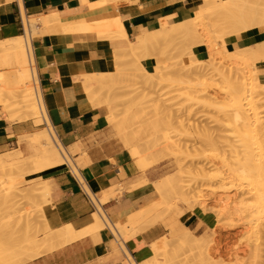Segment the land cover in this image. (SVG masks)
<instances>
[{
    "label": "bare ground",
    "instance_id": "obj_1",
    "mask_svg": "<svg viewBox=\"0 0 264 264\" xmlns=\"http://www.w3.org/2000/svg\"><path fill=\"white\" fill-rule=\"evenodd\" d=\"M122 1H124V0H94V1H81V2H82V4H84L87 7V9L89 11V9H92V10L95 9L96 10L97 8L98 9L99 8H105V7H108L109 5H112V6L116 5L117 6ZM124 3H126V2H124ZM213 3L217 4L218 6L213 5L212 0H201L200 7L198 9H199V12L202 14L203 18L206 20V23L204 25L205 30L207 31L209 29V28L206 29V27L212 26L213 28L210 27V29L219 30L217 32L218 35L220 32L219 36L215 35L216 39L213 40L214 42L211 39H208L207 41L203 40L201 34L197 33L194 30V28L192 27L193 26V24H192L193 19L190 18V19L185 20V21L177 22V23L170 25L168 27H161L157 30L150 32V33L135 37L134 43H127V49L128 50H125V55L126 56L131 55V57L133 56L134 57L133 59L135 61V57H138L142 51H143V53H145L144 50H147L151 53V51L149 50L150 48H158L157 46H159L160 43L166 42V41L170 42V39L173 38V40H174V38H176V35L180 34V33H182L184 35H188V37L192 40V42L195 46L202 45L206 48L207 54H208L207 57H209V58L205 60L206 63H204V61H202L203 62L202 66H201V67H203L202 70H200V68H199L198 70H200V71H197V69L195 71L194 70L193 71L195 73H197V72L203 73V71H204L203 69H205L204 68V66H205L208 71L212 70L210 72V73H212L211 78H213V76L216 74L217 77L219 76L220 79L223 80L225 85H222V84L221 85L225 86V88L227 89V90L225 89L226 91L225 90H223V91H225V93H226L225 95H226L229 102H227L228 110H225L226 107H224L225 108L224 110L226 112L224 111L225 113H223V111H222V114L224 116V120L222 118H221V120L224 121V123H227V124H225V125L223 124V125L228 127V129H229V127H233V128H230L231 129L230 131L234 132V133L231 132L232 135L236 134V136H237L239 133L242 135V136L241 135L237 136L238 138H240L239 140L235 135L234 136L231 135L229 137L230 139L228 138V140H232L235 137L237 138V140L235 138V140H234L235 142L233 140H232V142L231 141L229 142L228 140H227V142L225 141V143H228L227 144L228 146L227 145L225 146V143H224V147L226 148V149L225 148L224 149L226 150V152H229V153L232 152V154L234 155V156H232V154L230 155L229 153H228V155H226L225 152L223 153L225 155V161L227 159L230 160V156L232 159H234V162L232 161V164H230L231 162L228 160H227L228 162L227 161L223 162L224 158L220 159L221 164H223V165H221V164L220 165L223 167L224 166L227 167V169H225V167H224V173H225V170H227V174L225 173L226 178L224 177L226 179L225 181L229 180V182L231 184V185H229V182H228V184H226V185H229V188H228V186L225 185L226 187L224 186V189L226 191H227V189L230 190V187L234 186V184H236V183H237V185H236L237 187H239L238 185H240L239 188L242 187L241 189H243V186H241L242 182H244L249 188L251 187L248 190L249 193H250V191H251V193L253 192L252 194L250 193L251 195L249 193H248L249 195L247 193H246L247 194L246 195L245 194L246 189L244 188L245 189L244 194L246 195V197H245L246 200H245V198H244V200L246 201L245 202L246 204L251 203L250 205L253 206L252 202H249V201L250 200L254 201L253 199H255L256 206L253 207L255 209L252 208L253 210L250 212L253 213L252 215L255 214L253 216V218L257 215L256 218H258V219L261 218V221H262L261 223H263L264 222L263 221L264 220V116H262V112L264 113V109L262 111V108H264V83H262L260 81L262 78L259 77L260 80L258 78L257 68L264 66V0H217V2L213 0ZM213 6H215V7H213ZM124 16H122V17H124ZM21 24H22L23 36H17V37H14L12 39H7V40L5 39V40L0 42V67H2V66L5 67V66H9V65L12 67L11 71L7 70L8 72L0 73V106H2L4 109V112L2 111L1 115L4 114L5 116H9V114H10L9 112L12 113V109L10 110L8 108L10 106L11 107L15 106L14 108H16L17 112H19L17 119H19L20 121L25 122L28 120H33V122L36 125L45 124L47 127L45 126L46 130H44L40 133V137L34 136L33 143H31L32 146L34 147V152L29 154L28 156H24L22 154V152H20L18 150L15 151V153L13 155H10L9 153H4V154L0 155V170H4V169L11 170V169L20 168V166L22 167L24 165L25 159L27 160L30 158H34L35 159L34 161L38 165V168H40L44 171H46L48 169H52V168L62 167V166L63 167L67 166V167H69V170L75 171V169H77V166L73 162L72 157H71L72 156L71 154H73L74 152L71 149H67L66 147L64 148L60 144L58 137H56V135L54 134L55 131H52V127L50 126V123H49L48 118L46 116V111L44 109V105L42 104V100H41V95H40V90H39V82H38V78L36 75L37 71L35 70V74H34V72L32 70L33 57H32V47H31V43H30L31 39L36 34L38 29L43 28V29L47 30L48 34H55V33H59V32H75V33H80V34L90 33V34H95L98 37H104L105 36L106 38L108 37V39L109 38H111V39L112 38H117V39L121 38V40L123 42H126L125 41L126 40L125 39L126 38L125 30H124L123 25L121 23V20L119 18H116L114 20H106V21H103L100 23H95L92 25L91 24L77 23V24L69 26V24H63L62 23L61 14L58 11L57 12H50L44 16H38V17H32V18L26 17L24 15V13L21 12ZM213 30H211V31H213ZM249 30H258L262 34L261 35V41L258 44L253 45V46H247V47L241 46L239 49H235V50L227 49V45L225 43L226 38L233 37L236 34L243 33V32L249 31ZM215 32L216 31H214V33ZM217 33H215V34H217ZM217 39L220 42L218 44L216 43ZM66 40H67V37H66ZM209 40H211V41H209ZM173 43H174V41H173ZM212 44H214V45L212 46ZM147 56H148V54H147ZM119 57L121 58V56H119ZM210 57H211V59H210ZM127 58H129V57H127ZM118 60H119V58H118ZM119 64H121V63H119ZM240 67H242V68L245 67L247 69V72L245 71L246 69L243 70ZM239 69H242L243 72L245 71L246 73L241 74L242 71L241 70L239 71ZM207 70H205V71L207 72ZM181 71H182V69H181ZM231 71H233V73L235 71H237L238 73L235 72L233 74ZM178 72L180 73L179 69H178ZM188 72H189V70H188ZM195 73H193V74L190 73V75H194ZM208 73L209 72L205 73L206 76L204 74H201V73H199L200 75L199 74L198 75L199 76L204 75V76H202V78H203V77H207ZM210 73H209V75H210ZM197 74L194 76H197V79H198L199 76ZM243 74H245V75H243ZM107 75H109V74H103L102 76L105 77ZM99 77H96V80ZM156 77H158V76H156ZM199 78H201V77H199ZM211 81H214V80H211ZM102 82H103V80L100 78L98 83H102ZM180 82L181 81H179V83ZM95 83H96V81H95L93 75L92 76H84V80H83V84H84V88H85L84 92L86 90L88 92L90 90H93V88L95 87L94 86ZM149 83H151V85H152L153 81L151 80ZM221 83H222V81H221ZM152 86H154V85H152ZM9 88H10V91L8 90L9 92H7V89H9ZM191 88H192V90L196 89L195 87L194 88L191 87ZM200 89L201 88H199V90ZM217 91H219V90H217ZM142 92H144V91H142ZM193 92H197V90H195V91L193 90L190 93H193ZM204 93H206V92L204 91ZM204 93L201 92L200 94L203 95ZM217 93H219V92H217ZM220 94L222 95V93H220ZM145 95H143V93H142V96L145 97ZM212 96H214V95H212ZM212 96H211V98H213ZM192 97L196 98L195 95ZM192 97H190V99H192ZM200 97H204V95L200 96ZM138 98H141V97H138ZM207 99H209V97H207ZM204 100H206V98ZM209 100L207 102L206 101L205 102L208 103ZM215 100L216 99H214V101L213 100H210V101L213 103V102H215ZM192 101H193V99H192ZM194 101H195V99H194ZM199 101L200 100L195 101V102H199ZM201 102H202V99H201ZM199 104H200V102H199ZM201 104L203 105V102ZM225 104H226V102H225ZM93 105H95L96 107L98 106V104H96V103ZM206 106H207V104H206ZM208 106H209V104H208ZM212 106H214V105L212 104L209 107H212ZM181 107H183V106H181ZM215 108H217V107H215ZM166 109H168V108H166ZM104 110L106 112L105 119L108 121V123H112V121L114 122L115 118H118L117 117L118 114H115V112H117V110L114 112V109L112 106H110V103H108V102L105 103ZM165 110H163L164 114H165V112H168ZM259 110L262 112H259ZM191 112H193V111L191 110ZM148 114L149 113H146V112L141 113V116L139 118L136 117L135 115L130 116L129 121L132 122L131 125H129L128 122L126 121L128 119L122 118V119H120L121 120L120 123H117V127H116L117 131L120 130V133H122L121 138H123L122 141H123L124 146L126 147L128 152H130L136 158L135 164L143 172L147 169H150V167H152L151 165H153V164H151V162L150 163L148 162L149 159L147 158V156L143 155L144 152L142 154V152H141L142 150L139 147L141 144L144 145V146L141 145L143 147V149L145 148V150H147V151L153 150V147H151V146L153 145L152 142L155 140L154 144H155V142L157 144L155 146H161V147H159L160 148L159 150L162 152H163V150L170 148V145H171V143L169 144L168 139L166 137L163 138V141L157 142L156 139L151 141V139H149V138H147V136H145V134L148 131L147 126H152V120L150 118H147ZM167 114H165V115H167ZM177 115H175V116H177ZM10 116L7 119L10 120ZM167 116H169V114ZM175 119H177V118H175ZM210 119H211V117H210ZM227 125H231V126H227ZM48 126L50 128H48ZM145 127H146V129H145ZM198 127H199V125H198ZM201 130H203V129H201ZM235 130L238 131L237 132L238 134L235 133L236 132ZM205 131H207V130H205ZM225 131H224V133H225ZM228 135H230V134H228ZM40 138H41L42 142L40 144H38L39 143L38 140ZM236 141H238V142H236ZM150 143H152L151 146H150ZM230 143H232V144H230ZM219 144H221V143H219ZM180 147L181 146H179V149L182 148V147L181 148ZM227 147L230 148L231 152L227 151V149H229ZM171 148H173V147H171ZM174 148H177V147L175 146ZM239 149H241V150H239ZM74 151H75V149H74ZM165 151L167 152V150H165ZM184 151H185V149H184ZM166 152L164 154H166ZM167 154H169V153L167 152ZM161 156H164V155L161 154L159 156V158H161ZM227 156H228V158H226ZM155 159L157 160V157ZM156 160H154L153 163H155ZM160 161H162V160H160ZM156 162H158V160ZM198 169L201 170V168H198ZM163 182H165V181L163 180ZM163 182H161V183L163 184ZM143 183H146L145 179L141 180V182L139 183V186H140V184H143ZM153 183L158 184V182H156V181ZM159 183H160V181H159ZM162 184H159V185L162 186ZM165 184H167V183L165 182ZM153 186H155V185H153ZM167 186H168V184H167ZM167 186H165V187H167ZM179 186L180 187L175 186L174 189L171 188V190L168 189L169 191L166 195L162 194V189L163 188L165 189L164 184H163V188L156 186L157 190H155V192L156 191L158 192V194L156 193L157 194L156 196L157 197L161 196V197H159L160 201L157 204H154V202H152L151 204H149V206H147L144 209L142 208L141 210H139L137 212L133 211L134 213H131L130 215H128L123 224L119 223L116 220H110V219L106 218L105 214L103 213V211L101 209V206L105 202H107L111 198H114L118 194L116 191L119 189H117L115 191L116 193L112 192L109 194H103V196L100 197L99 199L96 198V200H95L96 211L93 212V214H92V224L81 232L75 233L72 230L71 226L68 224H67V226L59 227V222L57 221L58 225L49 226L48 224H46L45 227L41 231L39 230L41 236H38L39 231L32 232L28 225H26L25 227H22V229L24 228L23 230L21 229L22 231L19 229L21 227H18V225H17V229L19 230V232H17V230H15L16 228L11 229L9 237L6 239V242L0 245V264H24L26 262L32 261L33 259H35V258H37V257H39V256H41L47 252L49 253L53 250H56V249L60 248L62 245H66V243L73 241V240L79 238L80 236H83L84 234H91V233L94 234L103 228L108 229L111 232V234L113 235V238L118 237L119 239H121V241H122L121 243H125L131 237H133V236H135V235H137V234H139V233H141V232H143V231H145V230H147L153 226H156L157 223H159L163 220V218L165 217L164 213L168 212V210L172 209V207H174L176 201L177 202H178V200L180 201L179 196H181V194H183V193H181L179 190V189H181L182 186L181 185H179ZM236 186H234V187H236ZM171 187H173V186H171ZM176 187H178V189ZM234 187H232L231 189L233 190ZM244 187H246V186H244ZM248 187H246V188H248ZM176 189L178 190V192ZM235 190L237 191L239 189L236 188ZM3 191H5V189L0 188V194ZM119 191H121V190H119ZM236 191H234V192H236ZM239 192H240V190H239ZM239 192H237V194ZM178 193H180V195ZM224 193H225V191H224ZM244 194L239 193L238 197L242 198L243 196H245ZM119 195H120V193H119ZM235 195H236V193H235ZM235 195H234V197H235ZM241 195H243V196H241ZM252 195H253V198L250 197L251 199L250 198L248 199V197L252 196ZM231 196H232V194H231ZM227 197L231 199L233 196L230 197V195L228 194ZM227 197H225V200H224V221L228 220V223L230 221L231 224H233L230 227L236 226L237 223L234 224L236 221L233 223L232 220H237L236 219L237 217H238V220H240V221L243 220L245 222L246 217L244 218V216H242L244 214L243 208L246 207V211H247L248 209H250L249 208L250 205H248V209H247L246 204L242 205V203H244V200L242 199L243 202H239L240 200H238V197H237V199L234 198V200L235 199L238 200L237 202H235L236 200L234 201L231 199L232 201L230 200V203L229 202L226 203V200H228ZM190 200H192V199H190ZM247 200H249V201H247ZM244 205H246V206H244ZM187 206H188V204H187ZM194 207L200 208L201 211H204V212H206V210H207L206 205H200V204L196 203L194 200H192V202L189 203V209H191V211H192L194 209ZM166 209H168V210L166 211ZM174 210H175V207H174ZM204 212H202V213H204ZM246 213L249 214V211ZM162 214H163V216H162ZM179 214H177V216L180 217L181 214L180 215ZM240 215L244 219L241 218ZM247 216L249 217V215H247ZM250 218H252V217H250ZM262 218H263V220H262ZM246 221H247V219H246ZM248 221L246 223L251 222L250 219H248ZM255 221L256 220L254 218V222ZM258 221H260V220H258ZM241 222H239L238 224H240ZM244 222H242V223H244ZM225 224H224V226H225ZM256 224H257L256 227H254L256 229V232H254L255 235L253 238L255 241H258L260 243V245L262 244L264 246V223L262 225L260 224L261 226L258 225V222ZM249 226H251V225H249ZM252 227H253V225H252ZM257 227L259 228L258 230H257ZM225 228L227 229L228 227H225ZM253 229H249V232H252L251 230H253ZM186 231L187 232H185L184 234L190 233V231L188 229H186ZM123 233H124V236L126 237L125 240H123V238L121 236V234H123ZM252 235H253V233H252ZM249 236H251V235H249ZM165 240H166V237H163V238L159 239L158 241L151 244L150 247H151V250L153 251V256L150 259H148L144 262H141V263H136L126 253L127 260H124L123 263L124 264H162L158 259L159 256L161 258V257H164L163 254H165L166 256H168L170 254V251H166L170 247V246L168 247V245L170 243L168 244L167 243L168 241L166 242ZM246 240H248V239H246ZM176 242H177L178 246L181 247L186 243V240L181 238V237L179 239V237H178L176 239ZM253 244H257V242H255ZM166 247H168V248L166 249ZM121 248L124 250V248L122 246H121ZM195 248L198 251L191 258H179L180 256H178L175 253H174L175 255L174 254H170V255L176 256V258L178 256L179 259L178 258L177 259L180 260L181 263L183 260H185V262L187 264H211V262L214 260V256H216L215 252L218 251V249L215 251L216 248L212 249L211 247H205V248L195 247ZM261 248L262 247L256 248L254 250L255 252H253L254 257H256L257 259L258 258L260 259V257L262 258V256H263V255L261 256V254L264 252V250L262 251ZM263 249H264V247H263ZM165 251L169 254H167ZM248 252L249 251H247V253ZM234 255L235 254H233V256ZM226 256H228V254ZM226 256H225V258H226ZM233 256H231V258H233ZM229 257L230 256H228V258ZM254 257H252V258L254 259ZM172 258H174V257H172ZM176 258H175V260L177 261ZM235 258H234V261L237 259V258L236 259ZM252 258L250 259V261H252ZM263 258H264V256H263ZM170 260H171V262H175L174 259L170 258ZM260 260H262V259H260ZM180 261H177L178 264H181ZM228 261L231 262L232 260L230 261V259H229ZM171 262H170V264H171ZM229 262H227V263H229ZM212 263H214V262H212ZM245 263H248V262H245ZM253 263H254V261H253ZM253 263H251V264H253ZM258 263H259V261L256 264H258ZM163 264H165V263H163ZM174 264H176V263H174ZM232 264H233V261H232ZM235 264H237V263H235ZM240 264H242V263H240Z\"/></svg>",
    "mask_w": 264,
    "mask_h": 264
},
{
    "label": "crops",
    "instance_id": "obj_2",
    "mask_svg": "<svg viewBox=\"0 0 264 264\" xmlns=\"http://www.w3.org/2000/svg\"><path fill=\"white\" fill-rule=\"evenodd\" d=\"M81 1L94 0H0V42L22 33L21 12L26 17H35L58 11L62 23L69 26L121 20L126 42L90 33L59 32L42 35L30 43L41 100L52 131L64 148L74 152L71 154L73 162L81 161L79 172L96 198L121 190H117L118 194L101 209L106 218L123 224L128 215L158 199L152 186L157 180L156 174L146 172L149 169L143 174L127 149L120 148L113 140H106V112L103 107L91 105L84 92V76L114 74L118 67L117 57L128 50L127 43H134L137 36L192 18L201 0H128L117 6L89 9L90 12ZM261 35L258 30H249L226 38L225 43L227 49L235 50L258 44ZM192 54L199 60L207 58V50L202 45L194 46ZM140 63L150 72L157 66L151 56L144 57ZM257 75L264 83V66L257 68ZM4 116L0 108V155L12 149L25 156L34 152L32 144L26 142V138L35 133H32V126L27 121L10 122ZM39 177L46 181L49 203L59 227L68 224L77 233L92 224L96 207L85 198L69 167L48 169ZM143 179L146 183L139 186ZM202 212L195 208L183 220L191 230L202 232L200 235L213 229L216 223L213 214ZM163 224L174 236L181 233L171 221ZM111 235L106 228L84 234L24 264H124L126 253L134 262L141 263L153 256L150 246L166 236V229L156 224L122 243L124 250Z\"/></svg>",
    "mask_w": 264,
    "mask_h": 264
},
{
    "label": "rangeland",
    "instance_id": "obj_3",
    "mask_svg": "<svg viewBox=\"0 0 264 264\" xmlns=\"http://www.w3.org/2000/svg\"><path fill=\"white\" fill-rule=\"evenodd\" d=\"M127 1L128 0H124L122 2H127ZM214 1L217 2V0H214ZM212 4L215 6H218L217 4L213 3V0H212ZM215 6H213V7H215ZM47 14H45V15H47ZM40 16H44V15H40ZM35 17H38V16H35ZM28 18H32V17H28ZM192 19H193L192 20V24H193L192 27L194 28V30L197 33L201 34L203 40L207 41L208 39H211L213 41L214 39H216L215 35H217V36L220 35V32H219V35L217 33L219 30H217L215 28H214L215 30L210 29V27H212L210 25H209L210 27H206V29L207 28H209V29L207 31L205 30L204 25L206 23V20L203 18L202 14L199 12V9L196 10V12L194 13V16H192ZM211 30H213V31H211ZM214 31H216L215 33H217V34H215ZM45 34H48L47 30L40 28L37 30L36 34L33 36V38L31 40L36 39L37 37H40V36L45 35ZM19 36H23V31H22V33H20ZM211 40H209V41H211ZM173 41H174V43H173ZM216 43L217 44L220 43L218 39L216 40ZM213 45L214 44H212V46ZM194 46L195 45L193 44L192 40L188 37V35H184V34L180 33V34L176 35V38H174V40L172 38V39H170V42L166 41V42L160 43L159 46H157L158 48H150L149 50L151 51V53L147 50H144L145 53H143V51H142L138 57H135V61L133 59L134 57L133 56L131 57V55L126 56L124 54L125 56L121 55V58L118 56L117 57L118 67L116 69H114V71H113L114 74H109L105 77L102 76L103 74H99V75L94 76V79L96 81V83L94 85L95 87L93 88V90H90L89 92L86 90L85 92H86L90 102H92V105L96 103V104H98V106L104 108L105 103L108 102V103H110V106L113 107L114 112L117 110V112H115V114H118V116H117L118 118H115L114 122L112 121V123H108V121L106 120L107 121L106 122V131H108V136H107L108 139H106V140H113L117 143V145L120 148L126 149V147L124 146L123 141H122L123 138H121L122 133H120V130L117 131V128H116L117 123H120V121H121L120 119L125 118V119H128V120H126L128 122V124L131 125L132 122L129 121L130 116L135 115L136 117L139 118L141 116V113L146 112V113H149L147 115V118H150L152 120V126H147L148 131L146 130L147 133L145 134V136H147V138L151 139V141L156 139L157 142L163 141V138L166 137L168 139L169 144L171 143L170 148L171 147H173V148L165 149V150H167V152L169 154H167V152L165 150H163V152L160 151L159 147H161V146H155V145H157L156 142L154 144L155 140L152 142L155 147L153 145L151 146L152 143H150V146L153 147V150L147 151V150H145V148L143 149L142 146H144V145H142V144H141L142 146L141 145L139 146L140 149L142 150L141 151L142 154L144 152L143 155L147 156V158L149 159L148 162L149 163L151 162V164H153V165H151L152 167H150V169L147 170L146 172L149 171L151 173L156 174V178H157L156 182H158V184H155V183L152 184V186L155 185V186H153L154 190H157V187L163 188V184H164V187L167 186V184H168V186L165 187V189L164 188L162 189V194L166 195L169 191L168 189L171 190V188L174 189L175 186H178V187H180L179 185L182 186L181 189H179V190L184 195L181 194V196H179L180 201L179 200H178V202L176 201V203L174 205L175 210H174V207H172V209H170V210H168L169 208L166 209V211L168 210V212L164 213L165 217L163 218L164 222L171 221L174 225H177V229L181 230V233L178 236H174V234L172 232H169L167 230V228L163 224L164 222L157 223V225L162 226L164 229H166V236H165L166 240L165 241L166 242L168 241L167 242L168 244L170 243L168 245V247L169 246L170 247L169 248L166 247V249L168 248V250H166V251H170V254H174V253L177 254L178 256H180L179 258H191L198 251L195 247H202V248L211 247L212 249L216 248L215 251L218 249V251L215 252L216 256H214V260L212 261L215 264H224V263L225 264H232V261H233V264H235V263H237V264H240V263L251 264V263H253V261H254L253 264H256L258 261H259L258 264H262V263L264 264V262H263L264 261V258H263L264 252L263 253L261 252L262 253L261 256L262 255L263 256H262V258L260 257V259H262V260H260L259 258L257 259L253 255L254 254L253 252H255L254 250L256 248L262 247L261 248L262 251L264 250L263 249L264 246L262 244L260 245V243L258 241H255L253 238L255 235L254 232H256V229L254 228L257 225L256 223L258 222V225H260V224L262 225L264 222L261 223L262 222L261 218L260 219L256 218L257 215L254 217L256 220L254 222L253 216L255 214L252 215L253 213L250 212L253 209H255V208H253L254 206H256L255 199H253L254 201L247 200L249 202H252L253 206L250 205L251 203L250 204L248 202H247L248 204L245 203L246 202L245 197L249 193L248 190L251 187L249 188L244 182H242V183L240 182L241 186H243V189H241L242 187L239 188L240 185H238L239 187H237L236 186L237 183L234 184V186H236V187L232 186V187H234L233 190L231 189L232 187H230V190L226 188L227 191L224 189V186L226 184H228L229 180L225 181L226 180L225 179L226 178L225 173L227 174V170H225V173H224V167L225 166L224 167L221 166L223 164H221L220 159L224 158V160H223V162H224L225 161V155L223 153L225 152L226 155H228V153H229V152H226V150H225L226 148L224 147V143H225V141L227 142L228 138L232 135L231 134L232 131H230L231 130L230 128H233V127H229V129H228V127L224 126L227 123H224V121L221 120V118L224 120V116L222 114V111H223V113H225L226 112L225 110H228L227 102H229V101L225 95L226 94L225 91L227 89L225 88V86H222V85H225L223 80L220 79L219 76L217 77V75L215 73H214L215 74L214 76L212 75L213 78H211L212 73H210V72L212 70L208 71L205 66H204L205 69H203L204 70L203 73L202 72H199V73L204 74L206 76L205 73L209 72L210 75L208 73L207 77L202 78V76H204V75L199 76L200 74L198 72L197 73L199 75L194 72L196 69H197V71L202 70V68H203V67H201L203 64L202 61H204V63H206L205 60L209 58V57H207L205 60H199L196 57H194V55L192 54V48ZM147 54H148V56L154 57L156 64H157V66L153 69L152 72L146 71V69L140 63V61L144 57H146ZM127 57H129V58H127ZM118 58H119V60H118ZM210 59H211V57H210ZM119 63H121V64H119ZM199 68H200V70H198ZM240 68H242V67H240ZM178 69H179L180 73L178 72ZM181 69H182V71H181ZM242 69L244 70L246 68L243 67ZM242 69H239V71L240 70L242 71L241 74L247 72V69L245 70L246 72L245 71L243 72ZM7 70L11 71L12 67L10 65L5 66V67H3V66L0 67V73L8 72ZM32 70L35 74L34 67H32ZM188 70H189V72H188ZM205 70H207V72ZM233 71H231V72L233 73ZM235 72H237V71H235ZM190 73L191 74L195 73L194 75L197 74L201 78L198 77V79H197V76L190 75ZM243 75H245V74H243ZM156 76H158V77H156ZM96 77H99V78L96 80ZM100 78L103 80L102 83H98ZM151 80L153 81L152 85H154V86H152L151 83H149ZM211 80H214V81H211ZM179 81H181V82L179 83ZM221 81H222V83H221ZM191 87H193V88L195 87L196 89H193V90L194 91L197 90L198 93L197 92L190 93L191 91H193ZM199 88H201V89L199 90ZM202 89L206 93H204V91ZM8 90L10 91V88L7 89V92H9ZM217 90H219V91H217ZM223 90H225V91H223ZM142 91H144V92H142ZM200 91L202 93H204L203 94L204 97H200V96H203L200 94L201 93ZM217 92H219V93H217ZM142 93H143V95L146 94L145 97L142 96ZM220 93H222V95ZM188 95L190 97L195 95L196 98L192 97V99H193V101H192V99H190V97ZM212 95H214V96H212ZM211 96L214 99H216L215 102H213V103L210 101V100L214 101V99L211 98ZM138 97H141V98H138ZM207 97H209L210 100L207 99ZM205 98H206V100H204ZM194 99H195V101L200 100L199 101L200 104H199V102H195ZM201 99H202L204 106L201 104L202 103ZM208 100H209V102L206 103ZM204 102L207 104V106ZM225 102H226V104H225ZM208 104H209V106H211L213 104L218 109L215 108L214 106L209 107ZM93 106H95V105H93ZM181 106H183V107H181ZM14 107L10 106L8 108L10 110L12 109V113L9 112L10 113L9 116L11 115L10 120L9 119L8 120L10 122H19L20 120L17 119L19 112H17L16 108H14ZM224 107H226V109ZM0 108H2L1 112L2 111L4 112L3 107L0 106ZM166 108H168V109H166ZM190 109L193 112H191ZM263 109L264 108H262V111H263ZM163 110L168 111V112H165V114L168 113L169 116H167L168 114L165 115ZM262 111L259 110V112H262ZM175 115H177V116H175ZM9 116H6V118H9ZM262 116H264L263 112H262ZM210 117H211V119H210ZM175 118H177V119H175ZM20 122H22V121H20ZM27 122L32 126V130H33L32 133L35 132L33 135L28 136L26 138V142H28V144H31V143H33L34 136L40 137V133L42 131L46 130L47 126L45 124L36 125L33 122V120H28ZM198 125H199V127H198ZM107 126H108V128H107ZM227 126H231V125H227ZM112 127L113 128L115 127V128L113 129ZM48 128H50V127L48 126ZM200 128L203 130H201ZM145 129H146V127H145ZM205 130H207V131H205ZM224 131H225V133H224ZM235 131H236L235 133L238 132L237 130H235ZM232 133H234V132H232ZM228 134H230V135H228ZM234 135L236 136V134H233L232 136H234ZM238 135L240 136L241 134L239 133ZM235 138L232 140L234 141ZM237 138H236V140H237ZM239 139L240 138H238V140ZM232 140H228V141L232 142ZM38 142H39L38 144H40L42 142L41 138L38 140ZM236 142H238V141H236ZM219 143H221V144H219ZM227 144L228 143H225V146ZM230 144H232V143H230ZM178 145L181 146L182 148L180 147L181 149H179ZM175 146L177 148H174ZM227 148H229V147H227ZM184 149H185V151H184ZM239 150H241V149H239ZM164 151L166 152L167 155L164 154L165 153ZM227 151L231 152L230 148L227 149ZM14 153H15L14 149L9 151L10 155H13ZM161 154H163L164 156H161V158H159V156ZM229 154L231 155L232 152ZM130 155L135 161L136 158L131 153H130ZM26 156H28V155H26ZM232 156H234V155L232 154ZM156 157H157L158 162H156L157 161L155 159ZM226 158H228V156ZM34 160H35L34 158H30L27 160L25 159L24 165L22 167L20 166V168L11 169V170H6V169L0 170V188L5 189V191L1 192V194H0V245L6 242V239L9 237L11 229L16 228L15 230H17V232H19V230L17 229V225H18V227H21V228H19L20 230L22 229V227H25L26 225H28L32 232L39 231V230L41 231L45 227L46 224H48L49 226L58 225L57 220L54 217L53 208L51 207V205L49 203V195H48L46 187H45L46 181H43L39 177V174L44 172V170L38 168V165L35 163ZM154 160H156L155 163H153ZM160 160H162V161H160ZM228 161H230L231 162L230 164H232V161L234 162V159H232L230 156V160H228ZM75 164H76L77 168L82 167V163L80 160H76ZM137 168L139 169V167H137ZM198 168H201V170ZM225 169H227V167H225ZM146 172L142 171L143 174H145ZM35 175H38V177L36 179H33ZM163 180L167 184H165V182H163ZM159 181H160V183H159ZM161 182H163V184ZM159 184H162V186ZM229 185H231L230 182H229ZM229 185H226V186H228V188H229ZM171 186H173V187H171ZM244 186H246L248 188H246ZM178 187H176V188L178 189ZM236 188H238L240 190V192H239V190L236 191L235 190ZM244 188L246 189V192H245V194L247 193L246 195L244 194V190H245ZM224 191L226 194L224 193ZM234 191H236V192H234ZM177 192H178V190H177ZM237 192H239L240 194H244L245 196L241 195V196H243L242 198L238 197L239 193L237 194ZM235 193L237 196L235 195ZM250 193H251V191H250ZM157 194H158V192H157ZM178 194L180 195V193H178ZM228 194L230 195V197L233 196L231 198L232 200H234V198L237 199V197H238V200H240L239 202H243V200L245 198L244 203H242V205L246 204L247 209H248V205H250L249 208L251 209V210L248 209L246 211V207L243 208L244 214L242 213L243 214L242 216H244V218L246 217L245 222L243 220H241L242 222H244V223H242L240 220H238V217L237 218L235 217L237 220H232V222L234 223L236 221L234 224H236V223L237 224H236V226H233V227H230L231 225H233V224H231L230 221H229L230 224L228 223V220L224 221V200ZM231 194H232V196H231ZM234 195H235V197H234ZM159 197H161V196L157 197L158 200L154 201V204H157L160 201ZM250 197L253 198V195L249 196L248 199ZM190 199L194 200L196 203H198L200 205H206L207 206L206 212L213 214L214 217L216 218V223H214V226H215V224H216V226L215 227L213 226L212 227L213 229L207 231L203 235H200L202 232H195V231L191 230L186 225V223L183 221L184 218L187 216V214L191 213L196 208V207H194V209L192 211H191V209H189V203L192 202V200H190ZM227 199L229 201L226 200V203L227 202L230 203L231 199L228 197H227ZM238 200H236L235 202H237ZM187 204H188V206H187ZM246 205H244V206H246ZM248 211H249V214L246 213ZM179 213L181 214L180 217L177 216V214H179ZM247 215H249V217ZM162 216H163V214H162ZM242 216L240 215L241 218H243ZM250 217H252V218H250ZM246 219H247V221H248V219H250L251 224L246 223L247 222ZM258 220H260V221H258ZM262 220H263V218H262ZM239 222H241L242 224L241 223L238 224ZM224 224H225V226H224ZM248 224L251 226H249ZM252 225H253V227H252ZM185 226H187L188 229L191 231L189 234H184L185 232H187ZM225 227H228V228L226 229ZM249 229H253V230H251L252 232H249ZM258 229L259 228L257 227V230ZM40 231L38 232V236H41ZM252 233H253V235H252ZM248 234L251 236H249ZM121 236H122L123 240L126 239V237L124 236V233L121 234ZM178 237H179V239L181 237V238L186 240V243L181 247H179L177 242H176V239ZM114 239H115L116 244L121 248V246H122V243H120V242H122L121 239H119L118 237H115ZM246 239H248V240H246ZM255 242H257V244H253ZM114 247L116 248L115 244H114ZM247 251H249V252L247 253ZM225 252L228 254V256H230L229 258H228V256H226L227 254ZM167 254H169V253H167ZM170 254L168 256L163 254L164 257H161V258L159 256V258H158L159 261L162 264L163 263L170 264V262H171L170 258L174 259V260L176 258V256H173ZM233 254H235V255L233 256ZM224 255L226 256V258ZM178 256H177V258H178ZM231 256H233V258H231ZM172 257H174V258H172ZM252 257H254V259ZM234 258L236 259L235 261H234ZM251 258H252V261H250ZM178 259H177V261H180ZM227 259L228 260L230 259V261L231 260L232 261L229 262ZM177 261L175 260V262H171V264L172 263L178 264ZM183 261H182V263L180 261V263L181 264H184V263L187 264L185 262V260H183ZM226 261L229 263H227ZM212 262H211V264H214ZM245 262H248V263H245Z\"/></svg>",
    "mask_w": 264,
    "mask_h": 264
},
{
    "label": "built area",
    "instance_id": "obj_4",
    "mask_svg": "<svg viewBox=\"0 0 264 264\" xmlns=\"http://www.w3.org/2000/svg\"><path fill=\"white\" fill-rule=\"evenodd\" d=\"M20 20H21V15H20ZM22 25V24H21ZM32 66L36 69L35 65H34V61ZM38 78V75H37ZM39 82V79H38ZM40 87V86H39ZM75 169V168H74ZM71 171V170H70ZM71 175L74 178L75 182L80 186L85 198L88 200V202L90 204H92L95 207V200L96 197L94 194H92V192H90V190L88 189V187L86 186L84 179L82 178L80 172H79V168L75 169V171H71Z\"/></svg>",
    "mask_w": 264,
    "mask_h": 264
}]
</instances>
